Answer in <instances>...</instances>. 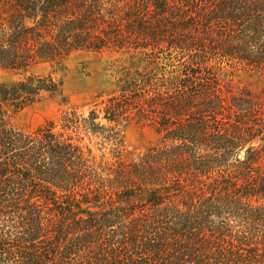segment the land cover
I'll list each match as a JSON object with an SVG mask.
<instances>
[{
  "label": "trees",
  "instance_id": "16d2710c",
  "mask_svg": "<svg viewBox=\"0 0 264 264\" xmlns=\"http://www.w3.org/2000/svg\"><path fill=\"white\" fill-rule=\"evenodd\" d=\"M107 49L179 71L129 69L88 107L12 123L66 100L32 69ZM227 60L264 71V0H0V68L23 75L0 82V264H264V89L225 85ZM134 120L161 140L125 151Z\"/></svg>",
  "mask_w": 264,
  "mask_h": 264
},
{
  "label": "rangeland",
  "instance_id": "374dc122",
  "mask_svg": "<svg viewBox=\"0 0 264 264\" xmlns=\"http://www.w3.org/2000/svg\"><path fill=\"white\" fill-rule=\"evenodd\" d=\"M148 57L134 49H107L104 51L80 50L74 52L62 64L45 63L36 66L31 73L52 75L64 86L66 100L61 97L47 98L30 106L12 117V123L22 131L31 132L56 120L72 106H87L97 96L111 94L120 88L119 81L129 69H156L159 76L163 73L172 76L179 71L178 62L168 52L161 54V59ZM220 76L225 85L235 91L250 88L255 92L264 89V71L237 61L217 63ZM22 76L0 68V82L14 81ZM86 107V108H87ZM122 127V126H121ZM125 151L140 152L157 144L161 136L156 128L144 121L134 120L122 127ZM96 159L113 160L112 145L103 139L86 140L84 142Z\"/></svg>",
  "mask_w": 264,
  "mask_h": 264
}]
</instances>
